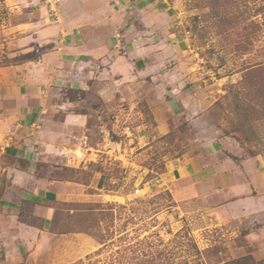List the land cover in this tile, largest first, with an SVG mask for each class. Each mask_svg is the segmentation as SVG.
Masks as SVG:
<instances>
[{
  "label": "rangeland",
  "instance_id": "obj_1",
  "mask_svg": "<svg viewBox=\"0 0 264 264\" xmlns=\"http://www.w3.org/2000/svg\"><path fill=\"white\" fill-rule=\"evenodd\" d=\"M170 1L189 38L196 74L190 90L200 105L169 117L162 131L155 125L158 134L149 139L148 149L128 153L121 148L116 159L105 154L86 167L61 168L62 176L88 186L60 200L50 231L35 237L34 244L26 238L19 244L2 239L0 264H70L88 256L109 264L121 250L131 254L133 264H177L182 255L190 264H263L264 0ZM46 12H52L47 0H0V67L31 57L14 53L30 47L34 23ZM54 95L59 102H74L72 109L90 112L91 142L104 139L103 127L112 140L123 142L129 135L130 130L113 131L116 109L109 110L93 94L64 89ZM3 109L0 99V129L1 118H10L11 109ZM117 123L120 129L128 126L121 118ZM226 137L241 147L243 158L262 164L255 191L259 196L251 203L255 210L242 212L246 204L239 199L244 196L219 191L178 201L172 189L177 182L191 183V177L176 180L175 162L218 161L224 152L212 155L211 148ZM45 164L39 165L41 172H48ZM100 173L107 179L103 189L97 186ZM102 234L110 236L102 242Z\"/></svg>",
  "mask_w": 264,
  "mask_h": 264
},
{
  "label": "crops",
  "instance_id": "obj_2",
  "mask_svg": "<svg viewBox=\"0 0 264 264\" xmlns=\"http://www.w3.org/2000/svg\"><path fill=\"white\" fill-rule=\"evenodd\" d=\"M175 8L170 0H59L55 15L46 12L34 23L30 47L14 53L31 57L0 67L3 113L11 109L0 129V241L34 244L50 231L60 200L88 186L62 176L61 168L86 167L105 154L116 159L121 148L148 149L155 125L162 131L169 117L198 108L190 90L196 84L191 45ZM64 89L91 93L116 109L113 131L130 130L125 141L110 139L103 127L104 139L91 142L90 112L72 109L69 99L57 101L54 93ZM120 118L127 127L120 129ZM223 152L212 163L175 162L176 180L191 177L172 189L178 201L219 191L244 196L242 212L255 210L262 164L243 158L230 137L215 140L210 154ZM43 163L48 172H41ZM106 182L100 173L97 186ZM191 187L192 193L183 192Z\"/></svg>",
  "mask_w": 264,
  "mask_h": 264
},
{
  "label": "trees",
  "instance_id": "obj_3",
  "mask_svg": "<svg viewBox=\"0 0 264 264\" xmlns=\"http://www.w3.org/2000/svg\"><path fill=\"white\" fill-rule=\"evenodd\" d=\"M20 162H24V161H20ZM110 209H113L112 207H109ZM103 236L100 238V240L103 242L105 241L104 239L109 237L110 235H105V234H102ZM105 243V242H104ZM130 249V248H129ZM197 250V253L200 254L201 252L199 251V249H196ZM128 252H133L134 254L137 253L136 251H128ZM141 255H145L144 252H140ZM131 257V254H128L126 250H121V251H118V254L117 256L115 257V259L109 263V264H133V263H130L128 261V259H130ZM180 257H183L184 260L182 261H179L177 264H190L189 261H188V258L185 256V255H182ZM179 257V258H180ZM181 259V258H180ZM70 264H97L95 261H92L90 256L87 257V261L85 260H79V261H76V262H73V263H70ZM162 264V263H161ZM165 264H168V263H165ZM174 264V263H172Z\"/></svg>",
  "mask_w": 264,
  "mask_h": 264
},
{
  "label": "built area",
  "instance_id": "obj_4",
  "mask_svg": "<svg viewBox=\"0 0 264 264\" xmlns=\"http://www.w3.org/2000/svg\"><path fill=\"white\" fill-rule=\"evenodd\" d=\"M48 3H50V8H51V14H56V6L59 2V0H47Z\"/></svg>",
  "mask_w": 264,
  "mask_h": 264
}]
</instances>
